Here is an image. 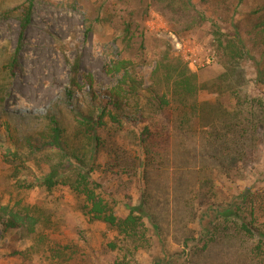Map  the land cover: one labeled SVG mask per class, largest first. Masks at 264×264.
I'll use <instances>...</instances> for the list:
<instances>
[{
  "label": "rangeland",
  "instance_id": "rangeland-1",
  "mask_svg": "<svg viewBox=\"0 0 264 264\" xmlns=\"http://www.w3.org/2000/svg\"><path fill=\"white\" fill-rule=\"evenodd\" d=\"M29 1L31 16L21 43L18 68L12 78L1 81L2 67L16 48L18 35L15 13L3 12L28 2L0 0V83L4 89L0 93V112L31 115L17 123L25 126L20 127L21 135L45 130L43 117L48 112H59L62 125L70 131L76 114L86 111L88 92L93 90L105 97L116 84L117 76L108 73L105 66L117 58L132 63L144 87L160 57L166 54L179 58L203 85L198 101L211 105L219 102L230 109L233 101L228 93L217 96L211 90L227 71L229 49L238 46L240 58L232 61L230 68L241 76L246 93L264 102V27H260L264 22V0ZM259 8V13L252 14ZM129 19L133 22L131 30L143 34V50L138 47V39L122 38L124 22ZM233 43L235 48H228ZM135 52L140 55L135 57ZM85 75L91 76L92 86ZM68 90L74 97H68ZM140 102L143 105L144 100ZM146 110L135 106L118 111L109 108L110 115L104 117L105 125L99 130L98 146H87L89 152L96 151L90 159L89 152L87 159L79 156L76 160L63 152L57 156L51 149L52 161L63 174L70 175L76 168L88 173L97 184L98 193L112 204L119 218L128 214L126 204H140L142 191L148 192L145 211L149 217L141 218L139 233L128 240V252L110 248L108 243L118 242L122 235L100 222L86 220L66 187L48 191L27 186L47 171L46 165L39 171L33 163H13L3 155L2 148L0 204L42 207L47 218L43 237L76 245L77 264H254L248 260L243 245L224 242L227 230L208 249L200 250L201 240L205 239L202 233L210 230L218 205L235 203L246 188L253 191L264 187V136L257 162L239 172V177L227 178L218 172L212 154L205 148L203 132L187 139L171 131L170 124L160 130L155 126L162 122L160 112L145 113ZM9 122L0 117V145L5 141ZM146 124L151 126L150 140L155 147L145 187L139 178L142 167H137V158L149 157L138 145ZM67 138L77 141L75 135ZM5 144L10 146L6 141ZM78 148L82 150L81 141ZM122 157L129 160L130 167L124 165ZM204 179L208 181L201 184ZM256 217L264 221V211ZM8 243L24 251L25 263L8 256ZM42 248L19 231L4 232L0 224V264H48Z\"/></svg>",
  "mask_w": 264,
  "mask_h": 264
},
{
  "label": "trees",
  "instance_id": "trees-1",
  "mask_svg": "<svg viewBox=\"0 0 264 264\" xmlns=\"http://www.w3.org/2000/svg\"><path fill=\"white\" fill-rule=\"evenodd\" d=\"M172 1L177 2V0ZM27 2V4L24 2L3 12V14L15 13L14 16L18 21V35L17 46L13 52L8 54V59L2 67L4 77L1 81L12 78L18 68L21 43L31 16L32 4L29 0ZM259 10L260 8L254 10L252 14L259 13ZM131 25H133L132 19L124 22L122 38L127 41L132 38L138 39V47L143 50V34L136 31L135 34L131 30ZM260 27H264V22ZM228 48H235V44H229ZM229 52L227 71L217 79L218 82L213 84L216 86L215 90L211 91H216L217 96L228 93L229 99L233 101L230 109L222 107L219 102L211 105L198 101L197 96L203 89V85L198 82L196 74L191 72L179 58L166 54L160 57L151 72L147 87L143 86V80L137 77L129 60L117 58L105 66L108 73L117 76L116 84L109 93H106L105 97H101L93 90L88 92L89 99L85 101L86 111H79L76 114V120L74 125L70 126V131L62 125L59 112L58 114L48 112L43 117L46 122L45 130H36L33 133L21 135L20 127L25 128V126L17 123L24 122L31 115L28 113L9 114L2 110L0 117L4 116L7 121H10L3 139L13 149L5 144V141L1 142L0 149L2 148L3 155L10 157L13 163L16 160L21 165L33 163L39 171L43 168V164L46 165L47 171L42 172L40 177H36L34 182H30L27 186H38L48 191L57 186L66 187L76 200L77 211L86 220L100 222L122 235V239L118 242L108 243L110 248L114 251L128 252V240L139 233V226H142L141 218L149 217L145 211L149 205L148 192L142 191L140 204L133 206L126 204L128 214L119 218L115 215L112 204L98 193L97 184L89 179L88 173L83 168H76L70 172V175L63 174L64 172L52 161L51 149L57 156L63 152L71 159L78 160L79 156L87 159L89 155L87 146L89 144L98 146L99 130L105 125L104 117L110 115L109 108L118 111L125 106H135L137 109H147L145 113L160 112L162 122L155 124L160 130L164 129V124H170L171 131L187 136V139L200 131L203 132L205 148L212 154V161L216 164L218 172L227 178L239 177V172L241 174L259 158L264 136V102L247 94L241 76L230 68V63L240 58L241 49L239 50L236 46L235 49H229ZM135 54V57L140 55L137 52ZM85 79L92 86L91 76L85 75ZM73 86H76L75 81H73ZM206 89L209 91L210 88ZM3 90L2 83H0V93ZM72 93L68 90V97H74ZM140 99L144 100L143 105ZM111 118L115 120L114 116ZM69 135H75L77 141L67 138ZM151 136V126L146 124L140 132L138 145L149 157L147 160L137 158L139 161L137 167H142L139 178L143 180L145 187L148 171L152 169L149 166L152 150L155 147L154 141L150 140ZM80 141L82 142L81 151L78 148ZM95 152V150L89 152V159ZM122 160L125 166L130 167L126 157H122ZM207 181L204 179L201 184ZM236 199L235 203L230 202L225 206L218 205L210 230L202 233L205 239L201 240L203 248L200 251L208 249L209 244L227 230L228 238H223L224 242L226 240L235 241L243 245L250 262L264 264V221L256 217L258 212L264 211V187L262 190L253 191L246 188ZM46 220L44 209L40 206L16 207L0 204V224L4 232L19 231L35 239L36 246L38 243L43 246L42 253H46L45 258H48V264H77L76 245L61 244L57 240L43 237L47 227L44 224ZM7 247L10 258L21 259L22 262L25 257L27 258L24 251L14 248L9 243ZM26 255H28V250Z\"/></svg>",
  "mask_w": 264,
  "mask_h": 264
},
{
  "label": "built area",
  "instance_id": "built-area-1",
  "mask_svg": "<svg viewBox=\"0 0 264 264\" xmlns=\"http://www.w3.org/2000/svg\"><path fill=\"white\" fill-rule=\"evenodd\" d=\"M173 37V36H172ZM174 38V37H173Z\"/></svg>",
  "mask_w": 264,
  "mask_h": 264
}]
</instances>
